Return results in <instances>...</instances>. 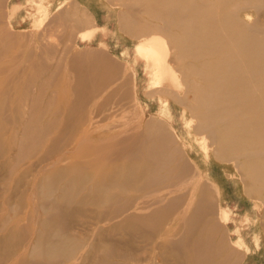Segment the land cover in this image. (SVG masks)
I'll return each mask as SVG.
<instances>
[{
	"label": "bare ground",
	"instance_id": "6f19581e",
	"mask_svg": "<svg viewBox=\"0 0 264 264\" xmlns=\"http://www.w3.org/2000/svg\"><path fill=\"white\" fill-rule=\"evenodd\" d=\"M32 1L37 9L34 26L58 27L66 42L91 43L100 33L98 47L86 46L81 56L74 55L71 60V70L79 74L72 83L80 118H83V106L96 101L99 95L105 70L99 64L108 63L107 57L101 54L104 49L126 60L124 68L129 70L133 83L135 110L142 107L145 117L149 118L145 132L125 130L120 137L97 141L86 136L98 131L92 122L85 125L88 128L79 130L80 138L75 142L74 150L89 158L78 166L79 172L87 170L105 175L107 166L116 165L108 177L94 176L88 180L94 192L92 198L108 204L100 217L113 222L118 219L110 230L116 233L123 230L129 235L122 243L113 240L101 245L102 264L119 257L136 264H243L244 257L252 250L245 238L250 237L259 248L260 233H264V207L261 206L264 205V0H115L125 8L120 15L124 31L140 39L122 50L116 45H107L108 40L115 39L116 32L114 15L106 6L101 5V25L92 27L91 22L77 17L76 9H79L75 3L67 7L69 1L65 0L57 12L60 15L50 19L44 0ZM5 11V19L10 24V15ZM143 11H148L146 18L135 17L136 12ZM248 15H253L254 20L248 22ZM157 22L166 27V32L156 27ZM5 28L0 31L3 39ZM54 28L50 27L49 31ZM60 33L59 37L55 34L59 44L62 43ZM49 43L45 51L54 56L58 48L53 41ZM100 48L103 50L99 53ZM65 52V55L70 53ZM52 58L58 60L55 68L60 69L59 72L70 69L66 57ZM16 61L10 58L5 62L12 70ZM30 61L35 77H43V74L45 77L53 65L52 62L48 67L46 61H37L32 52ZM110 68L115 66L106 67ZM140 69L144 73L146 95L154 97L152 99L159 104L156 114L149 115L138 97ZM51 78L50 81L55 82ZM186 86L190 96L183 104L192 111L193 117L184 121L185 127L191 129L197 120L195 126L202 136L196 141L199 147H188V151L175 128L170 125L169 131L161 123L164 119L170 122L184 116L173 112L169 95L181 100ZM31 87L36 86L33 83ZM26 95L20 93L19 98L12 100L32 103L19 113L17 108L16 116L11 117L8 109L0 108V123L5 126L0 132L5 135L13 132L16 138L20 125L35 123L32 142L36 145L45 131L38 125L43 110L37 105L38 99ZM14 141L18 151H24L23 141ZM200 151L205 159L213 152L217 159L233 162L245 183L244 194H248V199L238 193L233 179L215 177L212 180L195 162L203 158ZM211 172L217 177L221 175L216 167H212ZM87 179L80 182L82 190ZM50 189L45 193L50 194ZM66 197L73 198V195ZM88 198L90 194L81 197L82 200ZM55 242H50L47 250H56L53 244L58 243ZM229 244L236 248L234 253L238 258L234 259L235 255L227 252ZM64 257L67 259L63 262L78 260L71 249Z\"/></svg>",
	"mask_w": 264,
	"mask_h": 264
},
{
	"label": "rangeland",
	"instance_id": "374dc122",
	"mask_svg": "<svg viewBox=\"0 0 264 264\" xmlns=\"http://www.w3.org/2000/svg\"><path fill=\"white\" fill-rule=\"evenodd\" d=\"M100 1L101 5L112 11L115 18L114 31L116 32V37L108 40L107 45L113 44V46L116 45L119 47L118 49L122 50L126 45L133 46V44L137 43L140 39L127 35L122 27L120 15L125 10L124 6L117 1L115 2V0ZM5 4H7L5 0H0V6H3L2 8L0 7V31L7 27L5 28V39H3V34L0 32V108L8 109L11 117L16 116L24 107L26 109L31 107L32 103L28 102L25 104L24 102H12V100L19 98L20 93L22 95L27 94L26 96L30 97L34 96V100L35 98L38 99V107L43 110V117L38 125L44 128L45 131L41 134L42 140L36 145H33L32 142L33 125L35 123H23L20 125L19 136L16 138H14L13 132L6 135L5 132L4 134L0 132V264H45L48 262L50 264H102L101 245L113 240L122 243L129 239V235L123 230L117 233L110 230L118 219L113 222L100 217V212L106 210V205L108 204L100 199L92 198L94 192L91 191V182L88 180L92 177L94 178V176H97L96 178L108 177L113 166L116 165L107 166L105 175L98 172H87V170L79 172L78 166L87 162L89 158L84 157V153H81V151L74 150L76 147L75 142L80 138L79 130L88 128L86 126H89V123L92 122H95V128L98 131L92 134L89 133L86 136L89 140L97 141L100 138L120 137L121 131L125 130L132 129L130 131L132 133L145 132L149 118L145 117L142 107L137 111L135 110L136 102L132 100L135 96L133 83L129 70L124 68L126 60L116 53L113 54L109 50H103L102 48H100L99 53L103 50L101 54L107 57L108 63L99 64L100 68H105L102 73L103 79L98 89L99 95L95 99L96 101L83 106L84 112L82 113L84 114L83 118H80L78 115L80 113L79 105L76 106L75 104L76 94L73 91L72 83L79 74L71 70V60L74 57L81 56L86 49L79 47L78 42L70 43L71 41L69 40L66 42L67 39L62 30L51 25H48L49 27H34L26 31L13 30L5 19ZM135 8L137 6H134ZM147 13L148 11L136 12L135 17L140 18L143 16V18H146ZM254 18L253 15H248L247 21L251 22ZM156 25L157 28H160V30L162 28V31L166 32L164 25L159 24V22ZM50 27L54 28V30L51 29L52 33L49 31ZM48 31L49 34H47ZM156 31L158 32L159 30ZM59 33L61 44L58 43L59 40L57 39ZM149 33L150 31L144 33V35L146 36ZM9 35L11 36L9 37ZM46 37L50 39L48 38V40ZM49 42L54 44V46L56 45L55 48L60 49L59 52L57 49L58 54L56 51V55L53 54L54 56H49L46 53L45 50L48 47L46 44ZM31 52L37 61H46L48 67L53 62L52 67L45 73V77L44 74L43 77L37 75L36 77L39 78L35 77L36 72L31 68L32 62H28ZM64 52L70 53L65 55ZM60 55L63 58L66 57L68 63L70 62L69 70H61L59 72L60 69L55 68L58 60L52 57L57 58ZM10 58L17 60L14 67L16 70L14 68L10 70L7 67L5 61ZM19 59L23 61H19ZM111 66H115V68L106 69V67ZM6 72H9V74L12 72V74L9 75ZM51 77H53L55 82L50 81ZM29 78H32L31 81L33 82ZM25 83L30 85H25ZM33 83L36 86L35 89L31 87ZM181 96V100L177 96L172 97L171 95H169V99L173 112L184 116L170 122L164 121L165 119L162 117L164 120L161 123L169 131L171 129L170 125L175 128L182 141L186 142L188 151V147H199L196 141L202 136L200 131L197 130V126H195L198 122L197 120L191 129L185 127L184 121L193 117L192 111L183 104L184 99L190 96L188 95L187 86L182 90ZM6 100L7 102L5 103ZM13 108L15 109L14 111H12ZM17 108L18 113L16 112ZM4 129L5 126L0 123V131H4ZM14 139L23 141L24 145L22 147H24V151H18L17 146L14 145ZM180 144L178 145L181 146ZM200 155L203 158L196 159L195 162L205 173L209 174L212 180L215 177L218 180L233 179L238 193L243 198L248 199V194H244L245 183L239 171L235 169L233 162L219 160L213 152L210 153L209 159H205L202 152ZM60 158L63 159L60 160ZM58 160L61 162L58 163ZM120 164V162L117 163L118 166ZM212 167H216L221 175H218V177L214 175L211 172ZM83 179L85 181L87 179V182L83 184L82 190L80 182ZM46 189L52 190L51 193H45ZM88 194L91 195V198L81 199V197ZM66 195H73V198H67ZM220 200L222 203L223 200ZM255 201V203H258L257 200ZM261 206L264 207V205ZM54 241L58 243L53 244L57 246V249L52 250L51 248L47 250L50 242ZM230 246L229 244L227 252L235 255V258L233 256L234 259L238 258L239 255L235 254L237 252L236 248L233 246L230 248ZM69 249L74 252L78 260L63 262L67 259L64 256ZM106 263L136 264L121 257L107 259Z\"/></svg>",
	"mask_w": 264,
	"mask_h": 264
},
{
	"label": "crops",
	"instance_id": "0c3cea01",
	"mask_svg": "<svg viewBox=\"0 0 264 264\" xmlns=\"http://www.w3.org/2000/svg\"><path fill=\"white\" fill-rule=\"evenodd\" d=\"M31 0H8L6 4V10L10 15V25L15 31H26L33 29V17L36 14V7ZM39 1V0H35ZM65 0H44L45 5L50 10V19H56L60 14L57 12L61 7V4ZM69 4L75 3L79 10L70 8L73 13H77V17H80L82 20L86 19L87 22L92 23V27H99L100 24V12H101V1L100 0H68ZM67 5V7L73 6ZM34 8V9H33ZM12 9V10H11ZM65 9V8H64ZM71 12V13H72ZM84 13V14H83ZM86 13V14H85ZM79 14V15H78ZM84 16H83V15ZM55 18H54V16ZM57 15V16H56ZM88 15V16H87ZM84 18H83V17ZM86 16V17H85ZM91 27V25H90ZM100 41V33H97L93 38L92 42L82 43L78 42L79 47L86 48V46H91L93 49L98 47V43ZM143 71L139 70V79L137 81L138 86V97L146 109V112L149 115L156 114L158 111V102L154 99L149 98L146 95L145 84H144V75ZM152 113V114H151ZM261 245L259 248H256L251 242L250 237H246L247 243L251 245V252L244 257L243 264H264V233L261 232Z\"/></svg>",
	"mask_w": 264,
	"mask_h": 264
}]
</instances>
